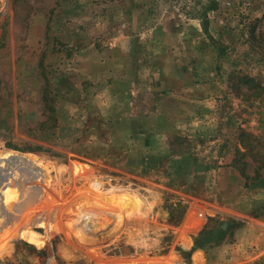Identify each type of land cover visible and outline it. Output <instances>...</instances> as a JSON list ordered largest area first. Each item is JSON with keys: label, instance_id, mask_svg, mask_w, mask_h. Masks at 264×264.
Returning <instances> with one entry per match:
<instances>
[{"label": "rangeland", "instance_id": "rangeland-1", "mask_svg": "<svg viewBox=\"0 0 264 264\" xmlns=\"http://www.w3.org/2000/svg\"><path fill=\"white\" fill-rule=\"evenodd\" d=\"M213 1L0 0V264H264V0Z\"/></svg>", "mask_w": 264, "mask_h": 264}, {"label": "trees", "instance_id": "trees-1", "mask_svg": "<svg viewBox=\"0 0 264 264\" xmlns=\"http://www.w3.org/2000/svg\"><path fill=\"white\" fill-rule=\"evenodd\" d=\"M215 5L216 2L210 0L207 8L201 11L200 24L204 32H207L208 26L206 11L215 9ZM238 170L240 172V175L244 178V187H247L248 180L251 179V177L246 174L243 167H239ZM253 178H257V174ZM175 206L176 207L172 208V210L176 209V212H168V222L173 225L179 224L186 210V205L182 201L176 202ZM212 222L213 223H207L201 230L198 231L196 235L192 236V241L189 240L186 244H180L182 248L179 246L175 247V250L182 257L185 264H190L191 254L193 256L196 250L204 249L206 246L222 240L228 233L233 232L235 229L243 225V222L241 220H237L234 218H223L219 220H213ZM170 239L171 238L169 237L165 240V246L162 250L163 253L168 250L170 246Z\"/></svg>", "mask_w": 264, "mask_h": 264}]
</instances>
